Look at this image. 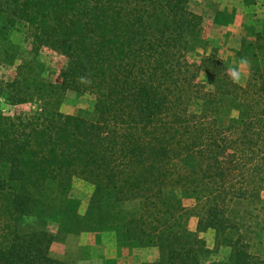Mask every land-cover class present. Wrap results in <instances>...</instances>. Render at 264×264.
<instances>
[{
	"label": "trees",
	"instance_id": "obj_1",
	"mask_svg": "<svg viewBox=\"0 0 264 264\" xmlns=\"http://www.w3.org/2000/svg\"><path fill=\"white\" fill-rule=\"evenodd\" d=\"M189 1L0 0V36L23 21L35 54L62 59L46 83L29 61L0 86L12 106L42 102L30 114L0 109V264H70L50 255L48 225L65 221L74 180L91 187L86 223L122 248L157 249L154 264H264L228 217L232 200L264 192V61L243 86L214 54L191 62L188 38L202 18ZM198 72L227 81L221 94L238 120L223 126L191 110L219 94ZM67 91L93 99V119L52 108ZM173 190L193 198L194 231ZM131 200L141 207L128 219L118 208Z\"/></svg>",
	"mask_w": 264,
	"mask_h": 264
},
{
	"label": "rangeland",
	"instance_id": "obj_2",
	"mask_svg": "<svg viewBox=\"0 0 264 264\" xmlns=\"http://www.w3.org/2000/svg\"><path fill=\"white\" fill-rule=\"evenodd\" d=\"M188 8L202 18V26L189 38L188 59L199 61L210 54L224 62L227 73L237 69L240 73L239 85H245L252 70L261 67L264 61V0H190ZM0 16V23L2 21ZM1 25V24H0ZM31 34L23 21H16L5 36H0V86L11 82L17 69L25 62L34 61L41 69L38 79L44 83L54 78L62 59L53 52L43 49L35 54L30 49ZM242 57L248 64H240ZM198 82L209 86L216 95L215 102L194 101L193 112H207L218 124L226 126L239 119L238 107L231 97L221 94L227 81L212 79L203 73L196 74ZM42 102L12 106L0 96V109L4 114H30L40 108ZM93 99L85 94L67 91L58 97L52 108L72 116L93 119ZM173 201L184 210L185 227L194 231L196 208L193 198L169 191ZM91 187L80 180H74L70 197L64 204L62 214L65 221L49 223L54 238L50 247L53 258L70 264H154L159 258L155 248L130 250L116 243L115 236L105 228L86 223L85 214ZM51 197V192H48ZM61 202H54L59 207ZM140 201L131 200L119 206L125 218H136L140 212ZM66 208V209H65ZM228 217L238 226L240 236L249 245V251L264 259V192L258 199H235L229 204ZM32 219H26V226ZM210 249L213 244L212 231L199 234ZM207 258V257H206ZM205 261L207 259H204Z\"/></svg>",
	"mask_w": 264,
	"mask_h": 264
},
{
	"label": "clouds",
	"instance_id": "obj_3",
	"mask_svg": "<svg viewBox=\"0 0 264 264\" xmlns=\"http://www.w3.org/2000/svg\"><path fill=\"white\" fill-rule=\"evenodd\" d=\"M240 64L242 65H247L248 64V60L245 57H242L240 59ZM231 73L230 79L234 82V83H239L240 82V73L238 72L237 69H230L229 70Z\"/></svg>",
	"mask_w": 264,
	"mask_h": 264
}]
</instances>
